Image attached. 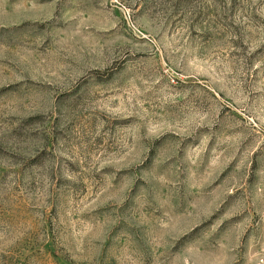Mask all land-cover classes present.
Returning a JSON list of instances; mask_svg holds the SVG:
<instances>
[{"label": "rangeland", "instance_id": "obj_1", "mask_svg": "<svg viewBox=\"0 0 264 264\" xmlns=\"http://www.w3.org/2000/svg\"><path fill=\"white\" fill-rule=\"evenodd\" d=\"M0 264H264V0H0Z\"/></svg>", "mask_w": 264, "mask_h": 264}]
</instances>
